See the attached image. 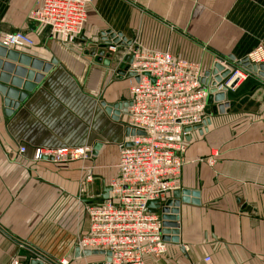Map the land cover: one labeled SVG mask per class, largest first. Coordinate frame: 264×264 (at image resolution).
I'll list each match as a JSON object with an SVG mask.
<instances>
[{
  "label": "crops",
  "instance_id": "obj_1",
  "mask_svg": "<svg viewBox=\"0 0 264 264\" xmlns=\"http://www.w3.org/2000/svg\"><path fill=\"white\" fill-rule=\"evenodd\" d=\"M35 1L0 0V39L24 30L35 45L14 48L58 59L13 112L0 92V264H29L39 254L57 264H107L105 254L76 249L89 229L86 206L105 201L104 187L130 139L127 111L108 110L131 100L135 78L118 76L120 57L137 43L169 49L204 69L218 57L235 64L264 47V0H92L83 33L69 46L29 19ZM109 30L132 43L116 44L107 65L90 51L98 45L93 39ZM260 64L226 88L223 102H208L205 124L190 131L181 187L200 195L180 204V242L168 241L166 254L144 264H264ZM65 145L92 146L93 155L66 165L33 158L37 147Z\"/></svg>",
  "mask_w": 264,
  "mask_h": 264
},
{
  "label": "built area",
  "instance_id": "obj_2",
  "mask_svg": "<svg viewBox=\"0 0 264 264\" xmlns=\"http://www.w3.org/2000/svg\"><path fill=\"white\" fill-rule=\"evenodd\" d=\"M91 2L36 0L28 17L49 27L63 45L69 46L83 33ZM2 41L8 47L35 45L34 38L21 29L6 33ZM110 49L116 51L117 45H111ZM129 54L134 55L129 70L135 71L139 79L130 88L126 124L141 133L129 136V141L122 145L118 173L110 181L109 197L102 203L87 204L89 229L77 244L81 251H110L111 261L107 264H144L146 257L167 253L163 219L160 212L150 210L148 202L163 201L170 192L181 188L191 131L186 128L206 120L210 93V86L204 88L201 80L207 69L196 61L177 57L169 49L147 48L136 43L130 45L120 62ZM246 58L251 64L264 63V47L259 46ZM217 61L231 70L227 79L217 85L218 90L235 88L252 73L250 68L242 66L243 59L238 64H229L224 57H218ZM25 150V145L19 147L20 152ZM92 155V146L65 145L37 147L33 158L35 161L47 158L66 165L74 160H88Z\"/></svg>",
  "mask_w": 264,
  "mask_h": 264
},
{
  "label": "water",
  "instance_id": "obj_3",
  "mask_svg": "<svg viewBox=\"0 0 264 264\" xmlns=\"http://www.w3.org/2000/svg\"><path fill=\"white\" fill-rule=\"evenodd\" d=\"M93 41L97 42V46L91 48V53L96 54L98 59L104 64L110 65L112 59L116 53L110 49L111 45L118 43L131 44L132 42L123 37L121 33L112 31L103 32L99 37H95ZM120 55V54H119ZM134 55H125L123 60L119 63L117 69L118 76L121 77H134L139 79L138 74L135 71L129 70V64L133 61ZM58 63L56 57H52L49 61H45L39 57L32 56L30 54L21 52L14 47L6 46L0 39V92L4 95V102L7 106V113L13 112L18 107L20 102L27 96V92L31 91L37 83H39L45 73ZM243 65L250 68L252 71L257 72V64H251L245 57L243 59ZM260 68L264 69V64H260ZM230 68L217 61L214 63L211 69H207L202 77L204 88L209 85V98L208 102L219 101L223 102L226 99V88L222 90L217 89V85L223 83L225 79L230 75ZM259 74L264 76V71H259ZM235 83H233L234 85ZM19 89H22L19 90ZM131 101H119L109 106L108 110H114V112L127 111ZM227 105V103L225 104ZM224 106V105H223ZM220 106L221 108L223 107ZM206 121V120H205ZM194 125L193 127H187L186 130H192L202 127L205 124ZM141 131H136L131 128H127V135L133 136ZM131 144V143H129ZM98 147V146H97ZM96 148V147H95ZM103 197L106 199L109 197L111 187H104ZM170 195L165 200H150L148 206L150 210L154 212H160L163 219V238L166 241L180 242L179 236V207L182 202H188L193 200L192 198H198L199 191L179 188L169 193ZM77 255L91 254H105L106 261H111V252L103 249H86L81 251L79 247L76 249ZM43 255L34 257L30 260L29 264H57L47 259ZM91 264H104V262L91 263Z\"/></svg>",
  "mask_w": 264,
  "mask_h": 264
}]
</instances>
